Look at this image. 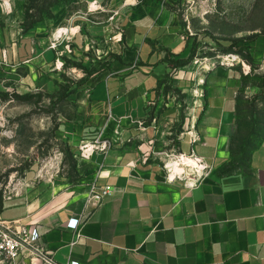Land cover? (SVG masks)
Masks as SVG:
<instances>
[{
    "label": "crops",
    "instance_id": "obj_1",
    "mask_svg": "<svg viewBox=\"0 0 264 264\" xmlns=\"http://www.w3.org/2000/svg\"><path fill=\"white\" fill-rule=\"evenodd\" d=\"M214 3L60 0L52 18L25 31L27 0H0V72L17 94L56 102L55 140L71 159L67 176L57 170L61 157L46 172L31 164L26 181L2 196L0 218L38 227L41 244L62 264H264V141L233 159L238 118L252 116L247 96L264 108V87L240 65L190 63ZM252 9H260L252 23L264 25L262 3ZM257 28L235 36L234 50L247 47L254 65L246 63L264 68V29ZM65 29L77 31L70 43ZM117 130L106 154L80 151L84 141ZM172 146L212 166L199 186L165 180L154 152ZM93 186L113 193L87 206ZM71 219H80L77 228Z\"/></svg>",
    "mask_w": 264,
    "mask_h": 264
},
{
    "label": "rangeland",
    "instance_id": "obj_2",
    "mask_svg": "<svg viewBox=\"0 0 264 264\" xmlns=\"http://www.w3.org/2000/svg\"><path fill=\"white\" fill-rule=\"evenodd\" d=\"M214 1V9L204 10L209 14L214 13L209 19L210 24L208 23L207 30L194 41L199 54L190 63H195L201 68L205 64L210 65V62H204V57L215 56L213 54L215 51L225 53L223 50L227 48L218 40H234L235 36L248 35L245 30L256 27L258 32L264 29V25L257 26L252 23L260 20L259 15L251 17L255 10H258V13L260 11L252 8L262 3L261 18L263 19L264 0ZM198 28L201 27L193 22L192 29ZM4 76L5 73L0 72V192L2 196L16 192L15 188L21 186L20 182L26 181L25 173L31 164L37 162L46 172L47 163L61 157L57 170L59 174L67 176L71 160L64 146L55 140L56 102L50 96L36 92L31 93L28 99L16 98L15 86H9ZM192 93L195 94L194 91ZM185 149L186 147H183V151ZM38 168V165L34 164L28 170L27 178L32 179ZM10 216H12L10 213L4 215L5 218ZM0 264H3L1 257Z\"/></svg>",
    "mask_w": 264,
    "mask_h": 264
},
{
    "label": "built area",
    "instance_id": "obj_3",
    "mask_svg": "<svg viewBox=\"0 0 264 264\" xmlns=\"http://www.w3.org/2000/svg\"><path fill=\"white\" fill-rule=\"evenodd\" d=\"M97 8L96 5L93 7ZM77 31L61 30L67 43L72 41L71 36ZM210 62L212 65H240L245 75L251 73L257 74L264 72L263 66L255 67L246 63L238 54H219L213 57H204V62ZM203 62V63H204ZM203 68H205L203 66ZM208 69V68H205ZM197 94V91H195ZM120 130H117L113 136H104L100 134L93 140L84 141L80 144V151L85 154L94 151L98 154H106L113 146L114 142L119 140ZM194 138V134L192 133ZM154 155L162 163V168L167 182L181 181L188 188L199 186L205 178L212 172V166L207 161L192 151L189 154L183 153L178 147L167 148L162 152H154ZM42 176V171L38 173ZM111 186L102 187L97 190L93 186L87 195V206H98L103 203L107 196L112 195ZM80 219H71L68 226L77 228ZM42 234L38 227L20 223L19 220H3L0 218V257L3 264H62L57 262L51 252L41 244ZM64 264H80L76 260H69Z\"/></svg>",
    "mask_w": 264,
    "mask_h": 264
},
{
    "label": "trees",
    "instance_id": "obj_4",
    "mask_svg": "<svg viewBox=\"0 0 264 264\" xmlns=\"http://www.w3.org/2000/svg\"><path fill=\"white\" fill-rule=\"evenodd\" d=\"M60 0H27V4L25 5L26 15L24 22L22 23V27L25 31L33 28L35 24L43 21L45 18H52V8L59 2ZM264 33V31L262 32ZM256 35L248 36L246 39L248 41H252L256 39ZM221 45L226 47V50H223L225 53H220L219 51H215L213 54H227L229 52L236 53L245 61L252 63L254 65V58L249 53L247 47H242L241 50H234V47L239 43L240 39L235 40H218ZM191 58L186 61L178 62L179 65L188 64ZM246 77H254L261 81V85L264 87V75L257 73L253 76L246 75ZM1 91V90H0ZM16 98L19 99H28L30 98V94L20 95L14 94ZM262 96V95H260ZM264 97V96H263ZM246 99L248 102L249 111L252 113L251 120H248L244 117L238 118L239 120V135L236 137V143L239 148L236 151H233V159H244L247 158L251 154V152L259 147L261 143L264 141V108H258L255 104L257 99L259 98L257 95L250 96ZM68 157H70V153L67 152ZM233 160V161H234ZM2 206V194L0 192V210Z\"/></svg>",
    "mask_w": 264,
    "mask_h": 264
},
{
    "label": "bare ground",
    "instance_id": "obj_5",
    "mask_svg": "<svg viewBox=\"0 0 264 264\" xmlns=\"http://www.w3.org/2000/svg\"><path fill=\"white\" fill-rule=\"evenodd\" d=\"M208 61V60H207ZM205 68H209V64H205L204 65Z\"/></svg>",
    "mask_w": 264,
    "mask_h": 264
}]
</instances>
